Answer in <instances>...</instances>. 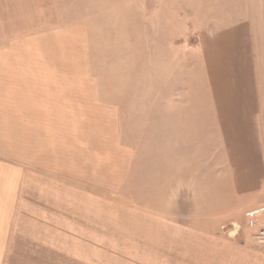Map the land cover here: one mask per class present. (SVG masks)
<instances>
[{
  "label": "rangeland",
  "instance_id": "374dc122",
  "mask_svg": "<svg viewBox=\"0 0 264 264\" xmlns=\"http://www.w3.org/2000/svg\"><path fill=\"white\" fill-rule=\"evenodd\" d=\"M252 68L264 82V0H0V180L37 214L20 264H264V205L193 125L222 113L193 109L205 86Z\"/></svg>",
  "mask_w": 264,
  "mask_h": 264
},
{
  "label": "crops",
  "instance_id": "0c3cea01",
  "mask_svg": "<svg viewBox=\"0 0 264 264\" xmlns=\"http://www.w3.org/2000/svg\"><path fill=\"white\" fill-rule=\"evenodd\" d=\"M26 3L28 2L26 1ZM225 40L228 42L229 36L228 38L222 37L220 40L215 38L212 41L223 42ZM241 41L243 45H239V47L242 46L243 54L239 61L243 62L241 65L248 67L244 56L248 52L252 64L251 50L253 51L255 46L250 41H246L245 36L241 37ZM254 67L259 70L257 65ZM250 70V79L248 83L244 84V87L222 89L220 86L221 89H219L218 86L214 90L205 86V96H200V102L197 98L192 100L193 109L195 106L203 104V109L208 110L212 107L218 111L220 109L222 113L218 112L219 117L215 118L217 119L216 123L212 118H200L196 119L198 123L193 125L205 126L204 130L200 128L197 131L201 135L205 131V156L207 159L215 158L213 155L214 138L218 139L216 142L220 143L219 152L224 157L222 158L224 174H227L229 178L228 185L226 181L224 182L225 188L233 192L234 198L242 200V205L252 203L255 207H259L264 205V82L262 75L256 73L253 68ZM211 75H206L205 83L207 85L209 79L213 88L218 83L215 81L217 77ZM214 125L220 128H211L210 130V127ZM214 130L221 131L220 135L216 137ZM207 189H209L208 186ZM36 215V213H31L28 208H23L20 189L7 185L1 177L0 264H16V258L17 263L20 264L23 247V219H31Z\"/></svg>",
  "mask_w": 264,
  "mask_h": 264
},
{
  "label": "built area",
  "instance_id": "2783aa9c",
  "mask_svg": "<svg viewBox=\"0 0 264 264\" xmlns=\"http://www.w3.org/2000/svg\"><path fill=\"white\" fill-rule=\"evenodd\" d=\"M248 227L255 232L253 236L255 242L259 246L263 247L264 246V222L259 221L255 218H250L248 220Z\"/></svg>",
  "mask_w": 264,
  "mask_h": 264
}]
</instances>
